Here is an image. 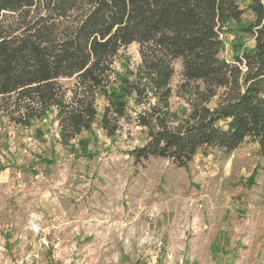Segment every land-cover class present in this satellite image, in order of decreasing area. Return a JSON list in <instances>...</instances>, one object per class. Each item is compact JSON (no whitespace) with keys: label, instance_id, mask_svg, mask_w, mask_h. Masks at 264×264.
<instances>
[{"label":"trees","instance_id":"1","mask_svg":"<svg viewBox=\"0 0 264 264\" xmlns=\"http://www.w3.org/2000/svg\"><path fill=\"white\" fill-rule=\"evenodd\" d=\"M249 10L255 44L229 61L221 53L245 14L239 0H0V113L29 127L53 111L70 145L93 129L103 100L108 137L130 120L146 132L129 152L136 165L161 158L187 169L200 151L231 153L246 140L264 156V0Z\"/></svg>","mask_w":264,"mask_h":264},{"label":"rangeland","instance_id":"2","mask_svg":"<svg viewBox=\"0 0 264 264\" xmlns=\"http://www.w3.org/2000/svg\"><path fill=\"white\" fill-rule=\"evenodd\" d=\"M224 35L222 57L250 50L252 0ZM137 46L127 49L138 60ZM170 103L183 80L175 63ZM70 84L71 82L68 81ZM104 101H99L100 117ZM131 100L129 114L135 116ZM55 112L29 127L0 113V264H264V156L246 140L200 151L187 169L153 158L134 120L115 137L100 127L61 143Z\"/></svg>","mask_w":264,"mask_h":264}]
</instances>
